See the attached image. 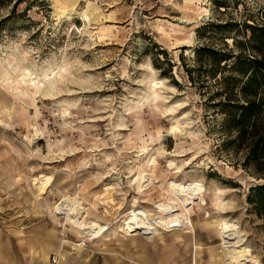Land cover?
Masks as SVG:
<instances>
[{"label": "rangeland", "instance_id": "rangeland-1", "mask_svg": "<svg viewBox=\"0 0 264 264\" xmlns=\"http://www.w3.org/2000/svg\"><path fill=\"white\" fill-rule=\"evenodd\" d=\"M65 1L0 0V75L9 61L69 72L51 93L18 73L0 80V264H50L59 240V264H226L222 220L264 264L262 218L246 200L257 179L222 144L214 103L227 70L197 52L236 50L264 0ZM64 3L91 20H59ZM132 210H183L194 231L146 223L129 236Z\"/></svg>", "mask_w": 264, "mask_h": 264}, {"label": "trees", "instance_id": "trees-1", "mask_svg": "<svg viewBox=\"0 0 264 264\" xmlns=\"http://www.w3.org/2000/svg\"><path fill=\"white\" fill-rule=\"evenodd\" d=\"M261 18L244 22L249 35L245 41L233 39L236 50L199 47L197 52L210 58L211 72L227 70L213 92L219 96L214 103L227 133L222 144L241 151L242 167L257 179L249 185L246 200L249 209L262 218L264 231V8Z\"/></svg>", "mask_w": 264, "mask_h": 264}, {"label": "bare ground", "instance_id": "bare-ground-1", "mask_svg": "<svg viewBox=\"0 0 264 264\" xmlns=\"http://www.w3.org/2000/svg\"><path fill=\"white\" fill-rule=\"evenodd\" d=\"M66 3L62 4L64 5V7L59 6L58 8H56V14L60 15V17L58 18L59 20L63 17L70 18L72 14H80L82 17L86 19L87 22L91 20L88 13L87 14L84 12L79 13L77 12V10H73L69 8V6ZM203 13H204V9L202 8L200 14ZM8 64L9 67H3L4 72L3 74L0 75V80L3 81L6 80L10 82V80L13 79V75H14L13 73H18L19 75L18 78L20 79V82L22 84L30 85L32 87V90L36 93L41 90H43V93L48 92L47 90H44L42 88V86L46 84L40 85V82H44V83L48 82L49 86L46 88L47 89L49 88V93L53 92V88H54L53 85L56 84L58 81H61L64 73L68 72V63L67 64L53 63L49 65V67L44 68L38 72L33 71L28 67H21L19 66L20 64L14 65L10 61L8 62ZM158 95L159 94L156 93V96ZM46 96H48V94H46ZM173 109L174 107H171L170 110ZM180 129H181L180 123L178 122V120H176V123L173 124L171 127V131L175 132L176 130L179 131ZM189 203H192L190 199H189ZM217 207L223 209L224 202L221 199H219V201L217 202ZM78 209L79 207L77 206L73 207V209L71 210V214L74 215L75 212L78 213L76 211ZM146 215L147 216L135 210H132L130 213H128L126 219L122 224V229L124 230V232H126V234L129 236H133V234H138L140 233L139 230H145L146 223H150L152 224V226L154 225V227L156 226L163 230H172V231L181 230V232L183 231V233L194 231V224L192 222V219L183 210H179L178 212H176V214L173 213V215H168V216L155 215L152 214L151 212H148ZM149 216H151L152 219H149ZM151 229H153V227ZM219 236L221 238V245H222V249L220 253L225 256L226 264H257V255L252 251L251 247L245 243V235L243 231L236 229L234 225L230 224V222L222 220L219 225ZM62 251H64L63 248L60 251L61 255H63ZM55 256L57 257L56 260L60 261L59 255L55 253Z\"/></svg>", "mask_w": 264, "mask_h": 264}, {"label": "crops", "instance_id": "crops-1", "mask_svg": "<svg viewBox=\"0 0 264 264\" xmlns=\"http://www.w3.org/2000/svg\"><path fill=\"white\" fill-rule=\"evenodd\" d=\"M62 248H63V250H64V251H62V254H63V255H61V252H60ZM31 249H32V250H31L32 253H33V252L40 253V250H39V249L36 250V249H34L33 247H32ZM53 249H54V253H59L60 258H61L62 260H64V259L66 258V256H67V254L69 253V252L67 251V249L65 248V245L61 247L60 240L57 241V242L54 244ZM46 254H47L46 252L43 254V255H45L44 257L47 256ZM48 257H49V252H48ZM86 258H87V257H86ZM78 264H84V261L82 262L81 260H79V261H78Z\"/></svg>", "mask_w": 264, "mask_h": 264}, {"label": "built area", "instance_id": "built-area-1", "mask_svg": "<svg viewBox=\"0 0 264 264\" xmlns=\"http://www.w3.org/2000/svg\"><path fill=\"white\" fill-rule=\"evenodd\" d=\"M56 259H57V257L55 256V253H53L51 255V260H49L50 261V264H59V261L56 260Z\"/></svg>", "mask_w": 264, "mask_h": 264}]
</instances>
